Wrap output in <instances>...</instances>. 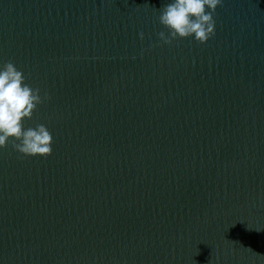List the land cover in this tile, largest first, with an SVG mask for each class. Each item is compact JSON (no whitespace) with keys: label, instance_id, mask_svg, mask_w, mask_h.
Segmentation results:
<instances>
[{"label":"water","instance_id":"water-1","mask_svg":"<svg viewBox=\"0 0 264 264\" xmlns=\"http://www.w3.org/2000/svg\"><path fill=\"white\" fill-rule=\"evenodd\" d=\"M169 2L0 0L54 137L0 150V264H264V0L166 45Z\"/></svg>","mask_w":264,"mask_h":264},{"label":"clouds","instance_id":"clouds-1","mask_svg":"<svg viewBox=\"0 0 264 264\" xmlns=\"http://www.w3.org/2000/svg\"><path fill=\"white\" fill-rule=\"evenodd\" d=\"M224 3L170 0L160 10L159 22L167 29V33H159L160 41L171 45L178 39L194 38L199 44H207L216 35L215 15ZM140 38L144 39L142 32ZM50 98L47 94L42 97L39 88L30 86L12 62L0 64V150L11 145L26 157L48 158L53 154L54 137L47 126L25 127V122Z\"/></svg>","mask_w":264,"mask_h":264}]
</instances>
